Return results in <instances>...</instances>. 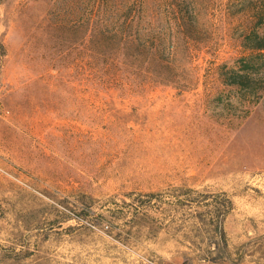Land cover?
I'll use <instances>...</instances> for the list:
<instances>
[{"label":"rangeland","instance_id":"374dc122","mask_svg":"<svg viewBox=\"0 0 264 264\" xmlns=\"http://www.w3.org/2000/svg\"><path fill=\"white\" fill-rule=\"evenodd\" d=\"M249 7L0 0V264H264Z\"/></svg>","mask_w":264,"mask_h":264},{"label":"trees","instance_id":"16d2710c","mask_svg":"<svg viewBox=\"0 0 264 264\" xmlns=\"http://www.w3.org/2000/svg\"><path fill=\"white\" fill-rule=\"evenodd\" d=\"M248 11H251L253 13V17L255 20V25L257 28L263 27L264 26V0H256V7H249ZM178 22L183 25L184 27L188 28V24L184 21V19L182 20H178ZM186 30V29H185ZM107 45L109 47H112V45L108 44ZM123 46H127V47H133L134 46V41L132 40V38L124 36L123 38ZM243 46L245 49L247 50H257V51H264V33L263 34H259L256 31L253 32V34L248 35L244 41H243ZM155 54V53H154ZM114 67H117L115 64L112 65ZM112 74V73H111ZM113 78L115 79V76L117 77L116 74H112ZM247 75H241L240 78H247ZM239 78V79H240ZM229 85H238V86H244L246 85V82L243 80H238V78H233L232 80H230L228 82ZM224 208H226V210H223V212H221L219 215H217L216 219H219V217L221 215L226 216V214H228L231 206L226 205L224 206ZM222 211V210H221ZM216 231L220 233V235L224 234V229H223V221L221 219H219L218 224L216 225Z\"/></svg>","mask_w":264,"mask_h":264}]
</instances>
